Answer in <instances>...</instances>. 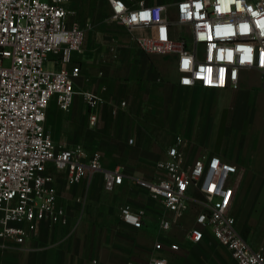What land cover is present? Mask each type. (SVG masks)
<instances>
[{
  "label": "built area",
  "instance_id": "1",
  "mask_svg": "<svg viewBox=\"0 0 264 264\" xmlns=\"http://www.w3.org/2000/svg\"><path fill=\"white\" fill-rule=\"evenodd\" d=\"M70 1L0 0L2 248L8 243L22 245L44 222L68 224V217L57 202L53 171L65 173L68 186L98 171H102L107 191L123 180L119 171L103 169L100 152H89L82 145L55 143L45 129L51 99L62 111H69L74 96L80 94L91 111V125L95 124V110L102 103L94 92L76 91L74 79L79 76V67H66L72 54L80 52L87 30L77 21L68 22L74 14L67 8ZM105 1L111 21L145 31L136 38L143 51L173 57L179 87L237 90L240 73L245 70L256 72L264 82V0H176L171 7L155 0ZM244 24L248 25L247 31H241ZM246 56L250 59H244ZM185 60L189 61L187 68ZM50 61L59 67L46 69ZM186 145L177 136L167 149L166 158L156 163L161 174L152 181L136 182L175 218L191 205L201 207L195 227L185 233L189 242L199 243L208 230L237 264H264V242L253 249L237 230L230 212L237 165L218 155H189ZM189 188L201 198L188 197ZM119 212L124 223L134 228L142 226L143 210H133L125 204ZM170 227L169 220L160 221L161 229ZM169 247L172 251L179 249L176 243ZM137 264H167V260L152 257L147 263Z\"/></svg>",
  "mask_w": 264,
  "mask_h": 264
},
{
  "label": "crops",
  "instance_id": "2",
  "mask_svg": "<svg viewBox=\"0 0 264 264\" xmlns=\"http://www.w3.org/2000/svg\"><path fill=\"white\" fill-rule=\"evenodd\" d=\"M83 1L67 4L68 8L74 3V14L68 22L77 21L87 30L80 52L72 54L66 67H79L75 90L94 92L102 103L95 110L96 122L91 125V111L80 94L74 96L69 111H62L51 99L45 129L55 143L82 145L89 152H100L103 169L119 171L123 180L107 191L102 171H98L68 186L65 173L53 171L57 202L64 209L68 224L44 222L22 245L8 243L0 247V264H90L94 259L97 264H137L147 263L152 257H164L167 264H223L220 258L201 256L218 252V248L226 253L227 264H237L208 230L199 243L186 240L185 233L195 227L200 206L191 205L175 218L136 181H152L161 174L156 163L166 158L167 149L177 136L187 142L184 148L189 155H218L252 171L264 167V82L256 72L242 71L237 90L212 91L220 99L208 104L203 132L193 139L179 132H164L156 124L160 117L170 116V108H174V125L185 109L180 89L186 88L177 84L173 57L170 56L173 75L165 79L163 64L169 55L143 51L136 42L145 33L143 29L111 21L105 0H97L96 5L87 3V11ZM80 4L84 8L80 9ZM99 7L102 11L96 10ZM49 64L52 70L59 67L51 61ZM191 105L198 110L199 103ZM188 197L201 198L193 188L188 189ZM241 199L235 190L231 209L235 210ZM125 204L144 211L140 228L121 220L119 209ZM162 219L171 222L169 230L160 228ZM179 223L189 227L180 232L175 225ZM172 243L179 246L177 251L170 249Z\"/></svg>",
  "mask_w": 264,
  "mask_h": 264
},
{
  "label": "rangeland",
  "instance_id": "3",
  "mask_svg": "<svg viewBox=\"0 0 264 264\" xmlns=\"http://www.w3.org/2000/svg\"><path fill=\"white\" fill-rule=\"evenodd\" d=\"M130 1L134 3L137 0ZM174 1L176 0H155V2L168 4L170 7ZM90 2L96 5L97 0H84L83 4H86V6H84L86 11L87 5ZM73 5L74 3L71 4L68 9L71 10ZM84 7L80 4V9ZM96 10L102 11V8L99 7V9ZM45 67L48 70H52V66L49 62L45 65ZM173 72L174 63L173 59L169 56L168 59L164 60L163 64V74L165 79H171ZM180 91L182 93L180 98L182 97L181 100L184 101L185 109L184 111H180L178 121L173 125L172 120L176 118L175 113L177 111L171 107L170 116L165 118H162L161 116L156 124L159 125L164 132H169L171 134L172 132H179L193 139L194 136H197L204 130L205 114L207 113L206 110L208 104L211 101H218L220 96H218L217 93H213L208 90L180 89ZM193 102L199 103L198 110L197 107L196 110H193V106L191 105ZM174 127L178 128L175 129ZM241 145L242 143H239V147H241ZM262 148H264V146ZM233 183L235 184L236 190L242 199L238 206H235V210L233 208L231 209V215L235 218L239 231L254 247L258 248L263 245L264 242V167H261L260 170L252 171L248 170L243 165H239L237 174L233 179ZM175 225L178 227V231L180 230V232L189 227L188 224L183 223ZM201 256L205 258H220L223 264L229 263L226 253H223L219 248L218 252H214L211 255L208 254Z\"/></svg>",
  "mask_w": 264,
  "mask_h": 264
},
{
  "label": "snow or ice",
  "instance_id": "4",
  "mask_svg": "<svg viewBox=\"0 0 264 264\" xmlns=\"http://www.w3.org/2000/svg\"><path fill=\"white\" fill-rule=\"evenodd\" d=\"M119 5H117V9L119 10ZM253 15H256L255 13H253ZM144 16L146 17L147 14L145 13ZM241 31H247L248 30V25L247 24H244V25H241ZM203 38V37H201ZM246 51L248 52H251V49H247ZM229 58H231V53H229ZM244 59H250V57L246 56ZM243 62V60L241 61ZM188 64H189V61L188 60H185L184 61V67L187 68L188 67ZM233 77H235V73L232 74ZM210 82V81H209ZM184 83H189V81L185 80Z\"/></svg>",
  "mask_w": 264,
  "mask_h": 264
}]
</instances>
